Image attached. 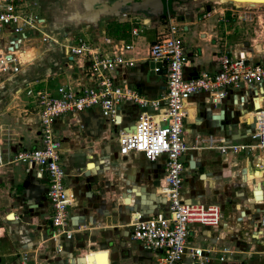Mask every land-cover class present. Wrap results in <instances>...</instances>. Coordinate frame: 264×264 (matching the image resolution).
Segmentation results:
<instances>
[{
	"label": "crops",
	"instance_id": "1",
	"mask_svg": "<svg viewBox=\"0 0 264 264\" xmlns=\"http://www.w3.org/2000/svg\"><path fill=\"white\" fill-rule=\"evenodd\" d=\"M159 1L161 6L157 1L154 4L145 3L146 1L139 3L148 13L161 12L159 15L124 12V16L107 17L104 21L100 19L95 27L80 25L77 29L69 27L59 32L56 21L63 18V12H81L82 0H37L38 10L35 16L29 15L42 25L40 31L49 34L62 45L67 44V41L61 38L63 33L72 36L76 31L87 35L88 39L83 38L90 46L100 48L102 52L108 51L107 46L102 45L104 38L120 44H130L132 49L124 58L131 59L134 66L114 75L116 85L125 84L132 87L134 79L129 77V74L136 73L140 80V77L144 76L145 68L154 79H164V65H161V72L154 73V63L149 60L147 53L150 45L165 32V24L160 23L158 19L167 15L180 22L178 26H181L182 33H190L189 38L195 35L204 47L200 49L195 45L188 51L190 43L185 40L188 38L181 34L182 46L189 61L184 68L185 77L199 71L214 73L223 54L233 58H246L252 62H264V45H249L244 42L236 44L237 42L233 41L228 43L230 32L224 29V24H218L213 30L215 21H205L208 13L213 11L217 16L216 21L226 23L228 19L223 10L211 8L208 13L201 12V8L193 5L194 0ZM28 2L33 5V0ZM213 4L219 6V3ZM225 4L238 7L229 2ZM232 16L233 14L230 15ZM241 16L238 13L236 18ZM124 27L127 29L124 30ZM132 29L137 30L136 36L130 35ZM27 44L28 47L20 48L19 55L25 57H22L23 60L19 58L17 73L0 76V216L6 212L3 218L0 217V229L6 226L14 236L12 241L20 248L30 244V232H23L26 227L15 223L19 210L16 209L10 214L8 206L12 204L8 197L13 198L23 193L21 184L25 178L26 167L11 162V158L19 150L38 145V107L31 95H26V91L46 92L54 96L56 88L62 85H70L78 90L92 86L85 69L77 66L75 59L64 57L58 46L42 43L40 37L37 41L32 40ZM255 46L259 48L255 49ZM194 48H198L197 55L193 51ZM158 87L145 88L140 94L132 88L141 97L151 99L164 94L165 82L163 90H158ZM117 111L123 125L121 127L124 128L127 117L135 116L139 109L131 104H123ZM186 112L182 136L188 149L181 158L184 165L181 198L185 202L200 200L204 204L217 205L220 213V221L216 227H189L186 246L210 250V264H218L215 259L221 255L218 253L221 251L231 252L230 257L236 264H264V258L256 254L259 249L257 242L252 240L257 229L258 213L264 212V187L260 188V185L264 184V149L236 154H220L216 150L206 149L208 138L212 139L215 145H218L221 138L225 143L253 144L256 113L264 118V83L232 91L215 107L210 105L205 95L192 96L187 100ZM80 126L82 130H79ZM103 128L106 131H118L120 127H113L96 110L65 115L54 122V133L61 144L60 162L67 174L64 182L67 194L73 201L68 208L69 228L72 225L76 231H72L69 240L60 241V257H55L51 264H78L77 260L88 253H91L93 264H156V254L143 250L139 243L132 240L131 234L124 232V227H128L129 221L138 217L139 213L115 217L118 211L112 209L113 203L119 202L118 191L124 192L126 183H136L137 175L141 173L135 163L144 167L149 163L138 153L126 155L124 164L119 160L113 161L112 152L116 150V137L110 142L115 147L113 149L102 138ZM89 147H92L91 153L86 152ZM99 150L101 156L98 155ZM117 158L123 157L117 155ZM16 165L24 166L25 174L22 178L16 173ZM89 165H93V169L89 170ZM121 165L126 166L127 170H122ZM150 166V182L154 184L156 181L159 186L164 173L163 159H157ZM114 167H120V170L112 173ZM256 172H261V177L246 180L249 174ZM78 174L87 176L86 180L91 183L73 186ZM153 177L157 179L152 180ZM150 182L143 179L139 185L149 186ZM256 186L261 191V194L255 193V201L261 200L259 207H256L253 200ZM31 189L32 186H28L26 192L31 193ZM115 190L116 194L113 193ZM48 211L50 215L49 207ZM10 215L11 220L8 219ZM119 219L121 223L118 222ZM108 241L111 247L106 248L105 243ZM7 249L9 245L6 237L0 236V264H10L11 260L6 256ZM11 264L14 263L11 261Z\"/></svg>",
	"mask_w": 264,
	"mask_h": 264
},
{
	"label": "built area",
	"instance_id": "2",
	"mask_svg": "<svg viewBox=\"0 0 264 264\" xmlns=\"http://www.w3.org/2000/svg\"><path fill=\"white\" fill-rule=\"evenodd\" d=\"M29 0H0V76H11L19 69L20 46L31 40L30 36H39L40 42L58 46L67 59H75L76 65L83 67L92 82V86L76 89L70 85L56 88L55 95L46 92L26 91L34 99L38 122V145L19 150L13 154L11 162L26 167L36 180L46 185L45 198L50 209L48 226L51 229L49 240L52 251L60 252V241L69 240L68 208L71 197L65 186V172L60 161V139L54 133V122L65 115L79 114L96 110L113 127H120L116 135V154L125 157L131 153L142 155L147 163L163 159V176L156 193L164 198L165 205L154 214L144 218H133L128 223L131 238L145 251L156 254V264H210V250L187 247L189 227H216L220 221L217 205L204 204L200 200L184 201L181 198L182 174L181 162L187 151L183 140V119L186 117L187 100L196 95H205L212 107L221 103L232 91L243 87H252L264 83V62H252L246 58H233L221 55L217 70L208 74L196 72L194 77L184 76V68L189 63L181 39L177 34L181 30L174 17H165V32L153 42L147 56L154 63L153 72H161L165 82L164 94L147 99L129 85H116L114 75L133 68L131 59L124 58L132 47L120 44L108 38L102 45L108 51L91 47L81 36H67L60 44L49 34L43 33L41 24L22 13L21 3ZM58 1V0H55ZM124 16V15H122ZM132 29L130 35L136 36ZM131 104L139 109L134 118L133 131L124 132L123 126L115 119L120 117L117 108ZM253 129V144L225 143L218 145L210 138L206 149L216 150L220 154H236L242 151L264 149V118L256 113ZM82 130V127H79ZM1 154V148H0ZM253 241L257 242L258 252L264 258V212L260 214ZM215 261L218 264H236L230 257L231 252L221 251Z\"/></svg>",
	"mask_w": 264,
	"mask_h": 264
},
{
	"label": "water",
	"instance_id": "3",
	"mask_svg": "<svg viewBox=\"0 0 264 264\" xmlns=\"http://www.w3.org/2000/svg\"><path fill=\"white\" fill-rule=\"evenodd\" d=\"M140 1H146L145 3L151 2V4H154L156 1L159 6H161V3L159 0H115L112 2H107L105 0H82V4L80 5L81 12H78L77 10H74L71 14L68 12H63V18L59 19V21H56L58 25L57 30L64 31L65 28H73L77 29L78 26L84 25V26H90L95 27L97 25V22L102 18L107 17H117L119 15L124 14V12H142L146 15L154 16L159 15L155 13H148L142 5L140 6ZM193 5L197 8H201V12L206 11L207 13L210 11L209 3H214L211 0H194L192 1ZM147 7V6H146ZM247 7V6H245ZM143 8V9H142ZM250 8V7H247ZM161 10V9H159ZM196 72H193L189 75V77H194ZM129 77L133 78L132 87H134L137 92L140 94L143 93V90L145 88H151V87H158V90L164 89V79L163 78H156L154 79L151 77L150 72L147 68L144 70V76L140 77V80L137 78L136 73H130ZM137 79L139 81H137ZM137 115V114H136ZM135 116H128L127 122L125 124V127L123 128L124 132L133 131V122ZM115 121H119V118L117 117ZM209 125V124H208ZM102 133H104L106 139H104V142L111 146L113 149L115 148L114 145L110 144L111 140L116 137L117 131L116 130H110L106 131V129L101 130ZM87 153H91L92 149H87ZM102 152V151H101ZM98 155L101 156L100 150L98 151ZM112 160H120L125 161V157L123 158H117L115 150L112 152ZM151 164L149 163L147 167H144L140 163H135V165L138 166V169L141 171V173H138L136 178V183H126L124 184V192L119 193V202L112 206V209L118 210L121 209L126 216H128L131 213L138 212L139 216L141 218H144L150 214L156 213L157 210L163 209L165 205V200L163 197L158 195L156 193V189L158 188V182L154 181L152 184L149 179V173L151 168ZM192 165L190 164L189 167ZM140 174V175H139ZM33 175L31 172H26L24 181L22 182L21 186L23 189V193L21 195L16 196L14 200L21 205L19 210L22 212L20 213L15 223L18 224V222L23 223L25 218H32V213L35 211H42L46 204L44 202L45 199V192H41L42 186L41 181L36 180V182L33 181ZM87 176L81 174L79 177H75L73 186H79V184H90L91 182H88ZM145 179L146 182H150L149 186L145 185H137V183L140 180ZM152 180H156L155 177L152 178ZM33 181V182H32ZM264 185V184H262ZM28 186H32L31 193L28 194L26 190L28 189ZM256 188H259L256 186ZM261 194V191L258 189V191ZM256 190L253 192V199H256L255 196ZM34 195V196H33ZM30 198V199H29ZM259 199H261V196H259ZM130 201V202H129ZM128 205H125V204ZM81 207H79L80 209ZM40 219V218H39ZM41 220V219H40ZM27 222V221H25ZM39 232L40 227L36 228ZM124 232L126 234H130L129 227H124ZM51 233V229L48 227H45L43 229V237L49 236ZM37 238H39L37 236ZM107 245L110 247L111 243H107ZM52 251V249H51ZM60 256V254H58ZM82 258H79L77 261L81 263ZM77 262V263H78Z\"/></svg>",
	"mask_w": 264,
	"mask_h": 264
},
{
	"label": "rangeland",
	"instance_id": "4",
	"mask_svg": "<svg viewBox=\"0 0 264 264\" xmlns=\"http://www.w3.org/2000/svg\"><path fill=\"white\" fill-rule=\"evenodd\" d=\"M213 2L219 3V6H217V4L215 5L213 3H209L208 5L210 6V9L212 8V9H216V10L217 9L223 10V12L227 15L226 19H228V20L226 21V23H220V22L216 21L217 16L213 13V11H210L208 13L207 19L205 21L210 22V23L215 21V22H213V27H214L213 30H215V27L218 24H224V29H226L230 32L229 33L230 36L227 39L228 43L233 41V42H237L236 44H240V43L242 44L244 42L245 44H249V45H255V44L256 45H259V44L264 45V8H263L264 7V0H243V1L213 0ZM226 2H232L234 5H236L238 7L231 6L230 4H225ZM245 4H252V5H254L256 7H260V8L259 9L258 8L257 9L256 8H247V7H245ZM37 10H38L37 0H33V5H31L28 1H23L21 3V10L20 11L24 14H31L32 16L33 15L35 16ZM238 13H240L242 15L240 18H236V15ZM232 14H233V16L230 17V15H232ZM201 15L203 16L204 14L201 13ZM168 16L171 17L170 15H168ZM159 18L160 19H158V20L160 21V23L165 24V17L163 16V17H159ZM101 20L104 21L105 18H102ZM177 34L179 35L180 38H181V34H183L182 36H184L185 38H188V39H185L187 42L189 41V43H190V45H188V47H187L188 51H191L193 48L192 46H195V45H197L198 48H200V49L201 48L204 49L203 44L199 42V40L196 38L195 35L192 36L191 38H189L190 33H185V32L182 33V31H179ZM73 35L74 36H81L82 38L87 37V35H85L84 33H80L78 31L73 33ZM54 37H56V36H54ZM29 39L31 41L32 40L37 41L39 39V36H30ZM87 39H88V37H87ZM182 39H183V37H182ZM35 45H38V44L35 43ZM23 46L28 47V44L23 43L20 46V48H22ZM246 46H248V45H246ZM254 48L257 49L259 47L255 46ZM197 49H195V48L193 49V51L196 52V55L198 54ZM18 57L20 59H22V57H25V55L22 56V54L21 55L18 54ZM248 121H250V120H248ZM104 135L102 136L103 140L105 137ZM60 146H61V144H60ZM90 148H92V147H89L88 149H90ZM11 160H12V158H11ZM94 162H96V161L94 160ZM181 162H182V159H181ZM120 163L124 164L123 161H120ZM58 165L61 166L60 161H58ZM14 168H17L16 173H18L19 177L22 178L23 175L25 174L24 173V166L16 165V166H14ZM121 168H123L122 170H127L126 166L121 165ZM88 169L89 170L93 169V165H89ZM114 169L115 170H113L112 173H116V170L119 171L120 167H118V168L114 167ZM242 175L244 176L243 172H242ZM79 176H81V175L78 174V177ZM65 178L67 179L66 173H65ZM155 179H157V177H155ZM139 183H141V180L137 183V185H139ZM115 185H117V184H115ZM261 187H264V185L263 186L260 185V188ZM113 193L116 194L117 190H115ZM118 196H119V191H118ZM14 198H15V196L13 198L8 197V201L11 202V203L10 202L9 203L12 204V205L8 206V211L10 212V214L13 211H15L16 209L19 210V208L21 207V205L19 203H17L14 200ZM71 204H73L72 200H71ZM115 204L113 203V205H115ZM254 204L256 205V207H259L261 205L260 202L257 203L255 201H254ZM113 210H115V209H113ZM115 211H118L115 213V215H114L115 217H118V216L120 217L121 215H122V217L123 216L126 217L125 213L121 209H118ZM259 212L260 213H258V217L262 213L261 211H259ZM5 213L6 212L4 211L3 215ZM20 213H22V212L19 210V214ZM40 214H42V211H35L32 213V218H25L23 223L18 222V226H21V227L25 226L26 227L23 230V232H30V241H29L30 244L28 246H25L24 248L18 247V244H15L12 241L14 236L12 234H10L11 231L7 230L6 226L4 228L2 227V229H0V236L6 237V241L9 245V249H7L6 256L8 257V259L10 258L12 263H14V264H51L54 262L55 257L58 256V253L51 251L52 243L48 239L49 236H47L45 238L43 237V229H45V227H48L49 222H47V225H46L47 220L44 217L45 216L44 213H43V216L41 215L42 218L39 217ZM3 215L0 217L3 218ZM16 218H15V220H16ZM8 219L11 220L12 216L10 215ZM25 221H27V222H25ZM251 221L255 222L252 219H251ZM118 222L121 223L122 221L119 219ZM37 227H40L39 232L36 229ZM69 229L71 231H76L75 229L72 228V225L70 226ZM37 236L39 238H37ZM107 243H110V242L108 241L105 243L106 248H109ZM110 247H111V245H110ZM61 256H64V255H61ZM82 258H83L82 264H93L92 258H91V253L86 254ZM11 261H10V264H11Z\"/></svg>",
	"mask_w": 264,
	"mask_h": 264
},
{
	"label": "bare ground",
	"instance_id": "5",
	"mask_svg": "<svg viewBox=\"0 0 264 264\" xmlns=\"http://www.w3.org/2000/svg\"><path fill=\"white\" fill-rule=\"evenodd\" d=\"M211 1H213V0H211ZM233 1H243V0H233ZM229 3H231V4H233L232 2H229ZM245 6H247V7H250V8H256V6H254V5H252V4H245ZM264 8V7H263ZM117 122V121H116ZM245 174H247V173H245ZM261 175H262V173L261 172H256V173H253V174H249V176H248V178L246 179V180H250V179H252V178H255V179H258L259 177H261ZM245 176V175H244ZM258 189L259 188H255V190L256 191H258ZM254 190V191H255ZM254 201H255V199H253ZM261 201V200H260ZM259 201V202H260ZM130 202V201H129ZM256 202V201H255ZM258 203V202H257ZM129 204V203H128ZM127 203L125 204V205H128ZM6 221H9V220H6ZM83 263V258H82V260H81V263L80 262H78V264H82Z\"/></svg>",
	"mask_w": 264,
	"mask_h": 264
},
{
	"label": "flooded vegetation",
	"instance_id": "6",
	"mask_svg": "<svg viewBox=\"0 0 264 264\" xmlns=\"http://www.w3.org/2000/svg\"><path fill=\"white\" fill-rule=\"evenodd\" d=\"M41 186H42V191L41 192H45V190H46V185H45V183H41ZM44 202H45V204H46V206H45V208L42 210V214H40V216L39 217H41V215L43 216V213H44V217L46 218V225H47V222H48V218H49V211H48V204H47V201H46V198L44 199ZM42 218V217H41Z\"/></svg>",
	"mask_w": 264,
	"mask_h": 264
},
{
	"label": "trees",
	"instance_id": "7",
	"mask_svg": "<svg viewBox=\"0 0 264 264\" xmlns=\"http://www.w3.org/2000/svg\"><path fill=\"white\" fill-rule=\"evenodd\" d=\"M127 29V27H124V30H126Z\"/></svg>",
	"mask_w": 264,
	"mask_h": 264
}]
</instances>
